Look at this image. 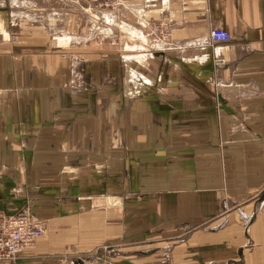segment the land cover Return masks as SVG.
<instances>
[{
	"label": "crops",
	"instance_id": "obj_1",
	"mask_svg": "<svg viewBox=\"0 0 264 264\" xmlns=\"http://www.w3.org/2000/svg\"><path fill=\"white\" fill-rule=\"evenodd\" d=\"M117 7L101 36L7 35L0 211L44 235L0 264H264V0Z\"/></svg>",
	"mask_w": 264,
	"mask_h": 264
},
{
	"label": "rangeland",
	"instance_id": "obj_2",
	"mask_svg": "<svg viewBox=\"0 0 264 264\" xmlns=\"http://www.w3.org/2000/svg\"><path fill=\"white\" fill-rule=\"evenodd\" d=\"M112 1L116 4L107 7L105 2L100 3L96 0H0V54L8 51L7 35L10 32V36L14 33L15 41L16 36L22 32L32 33L38 29L54 42L58 36L74 35L82 39L91 35L101 36L102 29L99 26L97 27L99 29L93 27L92 19L101 18L103 10L118 9V0ZM10 40L12 41V37ZM73 45L75 43L67 42L64 46ZM80 45H83L82 42ZM84 64L82 61L85 67ZM82 65L74 69L66 86L76 96H82L94 89L90 76L84 72Z\"/></svg>",
	"mask_w": 264,
	"mask_h": 264
},
{
	"label": "built area",
	"instance_id": "obj_3",
	"mask_svg": "<svg viewBox=\"0 0 264 264\" xmlns=\"http://www.w3.org/2000/svg\"><path fill=\"white\" fill-rule=\"evenodd\" d=\"M107 7L116 4L112 0H96ZM161 42L166 44L168 31L163 30ZM213 43H227L231 35L224 29L215 28L210 32ZM44 235L42 223L29 214L8 215L0 211V263L16 262L26 251L33 248Z\"/></svg>",
	"mask_w": 264,
	"mask_h": 264
}]
</instances>
